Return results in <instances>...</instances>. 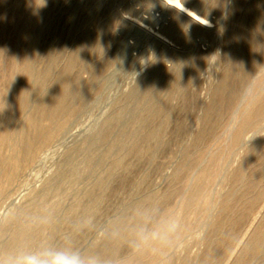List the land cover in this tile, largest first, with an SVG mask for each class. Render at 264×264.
Returning <instances> with one entry per match:
<instances>
[{
    "label": "rangeland",
    "instance_id": "1",
    "mask_svg": "<svg viewBox=\"0 0 264 264\" xmlns=\"http://www.w3.org/2000/svg\"><path fill=\"white\" fill-rule=\"evenodd\" d=\"M263 104L264 0H0V264H264Z\"/></svg>",
    "mask_w": 264,
    "mask_h": 264
},
{
    "label": "bare ground",
    "instance_id": "2",
    "mask_svg": "<svg viewBox=\"0 0 264 264\" xmlns=\"http://www.w3.org/2000/svg\"><path fill=\"white\" fill-rule=\"evenodd\" d=\"M187 10V9H186ZM191 12V11H190ZM39 14V13H38ZM194 17L200 21V20H204V18L200 17L198 14L194 13L193 14ZM133 18V17H132ZM200 19V20H199ZM204 22V21H203ZM34 51H35V46L31 49L30 51V56H29V60L27 62V64H29V66L27 68H25V71H26V74H27V78H26V82L24 84V87L22 86V88H24V95H21L20 97H18L17 99L14 100L13 102V106L15 108L16 111H19V110H22L24 109L28 102H29V96L32 92V85H31V82H30V78L33 74V69H32V66H31V63H32V58L34 57ZM70 64V63H69ZM72 64H70L67 69L63 72V74L61 75V85H64L65 87H68L66 85H68V82L71 77V70H72ZM40 74V73H39ZM35 81V80H34ZM39 81V80H38ZM63 88V87H62ZM61 88V90H63ZM65 89V88H64ZM66 90V89H65ZM69 91V90H68ZM22 93V92H21ZM65 93V91H64ZM68 93V92H67ZM51 95V94H50ZM49 95V96H50ZM48 97V96H47ZM63 99H64V96H63V91L59 92L58 94L52 96V97H49L48 101L46 104H41V107H43V109H46L47 107L46 106H51V111H50V115L51 117H55L57 114H59V112H61V109L63 107ZM40 104V103H39ZM40 107V108H41ZM258 113H263L264 114V104L262 106H260L259 110H258ZM30 122L32 123L33 120H30ZM246 122L247 123H251L252 120H251V115L250 117H248L246 119ZM4 132V131H3ZM53 133L52 132H48V136L47 137H50ZM23 150L26 154H30L33 150V144L32 143H28L26 140H23ZM19 168V164H15V170H12L10 171L8 174H7V179L8 180H11L13 179L17 169ZM26 237V240H28V235L25 236ZM21 254H15V252H13L12 250L10 249H6L5 250V259H6V264H12L13 262L16 261V259L20 256Z\"/></svg>",
    "mask_w": 264,
    "mask_h": 264
},
{
    "label": "clouds",
    "instance_id": "3",
    "mask_svg": "<svg viewBox=\"0 0 264 264\" xmlns=\"http://www.w3.org/2000/svg\"><path fill=\"white\" fill-rule=\"evenodd\" d=\"M15 264H95V262L86 260L74 250L45 248L37 253L21 254Z\"/></svg>",
    "mask_w": 264,
    "mask_h": 264
}]
</instances>
